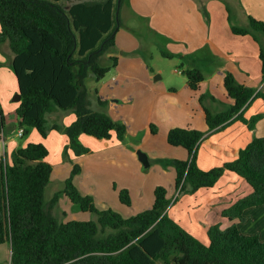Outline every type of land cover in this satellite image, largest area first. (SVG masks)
Segmentation results:
<instances>
[{
	"label": "trees",
	"instance_id": "obj_1",
	"mask_svg": "<svg viewBox=\"0 0 264 264\" xmlns=\"http://www.w3.org/2000/svg\"><path fill=\"white\" fill-rule=\"evenodd\" d=\"M126 2L0 0V44L7 43L13 55L10 68L21 96L17 127L23 130V137L34 129L46 138V117L70 112L75 116L73 123L63 126L54 122L50 129L67 136L75 156L89 153L79 141L81 135L106 141L114 133L118 141L124 140L127 127L92 108L85 82L91 74L98 83L116 68V57H108L106 65L101 61L115 49L120 10ZM231 31L251 36L258 44L262 88L240 85L226 73L223 87L232 104L212 113L204 105L207 96L200 95L207 130L174 128L168 132L167 142L188 155L185 161H173L174 201L213 187L225 172H230L244 180L252 193L221 216L243 223L248 210L264 206V137L254 138L232 162L206 171L197 165V151L206 134L233 121L254 130L261 119L257 115L246 120L243 110L255 98L264 101V22L248 17L246 26H231ZM160 54L168 59L175 57L164 49ZM181 74L192 91H197L204 80L198 67ZM97 103L106 105L100 99ZM4 122L0 108V129ZM48 155L44 144L29 143L12 152L9 162L0 157V245H10V264H264V241L257 235L241 234L235 224L222 231L210 227L207 244L200 242L169 217L171 199L160 186L154 189L150 210L125 219L111 209L97 211L93 199L78 191L74 177L80 169L75 165L64 188L46 203L45 191L52 173ZM60 196L67 197L80 211L95 214L96 219L60 223L53 213ZM119 201L130 206L127 190L119 192Z\"/></svg>",
	"mask_w": 264,
	"mask_h": 264
},
{
	"label": "crops",
	"instance_id": "obj_2",
	"mask_svg": "<svg viewBox=\"0 0 264 264\" xmlns=\"http://www.w3.org/2000/svg\"><path fill=\"white\" fill-rule=\"evenodd\" d=\"M248 17L264 22V0H127L120 10V21L123 20L125 26L127 22L130 27L118 29L115 48L121 53L135 54L139 46L136 45L134 32L140 28L146 34L154 35L165 45L164 50L180 61L181 68L174 72L176 77L180 79L181 72L187 68L198 67L204 75V80L197 91L189 89L187 80L182 76L184 81L180 89L169 85L166 91L163 88L162 93L168 98H171V95L176 98L165 106L174 107L178 114V117L174 118L173 128L205 132V114L203 107L197 102V96H207L204 105L212 113L220 112L232 104L223 87L226 73H230L240 85L257 90L262 88L258 44L251 36H238L231 31V26H246ZM12 58L8 44H0V108L4 117L5 106L11 97L19 93L16 78L10 68ZM131 59L123 64L128 72L134 66L135 58ZM141 64L145 71L142 77L147 81H151L156 73L160 75L156 79L163 78L161 70L149 72L148 66L145 67L143 62ZM113 70L116 81L125 73V70L120 68V62H117ZM169 92H172L171 95ZM56 115L58 117L60 114ZM257 115H261V119L256 123L254 130H249L247 125L240 121H233L217 132L206 134L197 151L198 167L206 171L232 162L237 158L239 151L254 138L264 137V101L260 98L253 99L243 110L246 120ZM56 119L58 118H54V122H60V117L57 121ZM74 121L75 118H71L70 123L62 122V125L69 126ZM18 129L17 127L14 131L8 127L5 117L3 128L0 129V155L8 162L16 149L29 143H40L36 130L32 129L26 137L19 138ZM11 133L18 139L25 138L24 142H16L15 138H10ZM62 138L63 136H58V140ZM66 141L68 144L67 136ZM45 146L47 148V145ZM185 156L187 159V152L183 149V154H180L177 160L185 161ZM48 157L49 155L46 161L49 163ZM251 193V188L244 180L233 173L225 172L211 188L199 189L193 195L179 197L177 201H174L177 195L173 197L168 215L200 242L207 244V231L210 227L221 226L224 230L231 224H248L252 213L258 210L261 212V221L264 219V206L248 210L245 213L247 221L243 223L237 220L229 221L221 216L224 210ZM195 217L196 223L193 221ZM0 255L4 258L2 261L0 259V264H10L9 244L0 245Z\"/></svg>",
	"mask_w": 264,
	"mask_h": 264
},
{
	"label": "rangeland",
	"instance_id": "obj_3",
	"mask_svg": "<svg viewBox=\"0 0 264 264\" xmlns=\"http://www.w3.org/2000/svg\"><path fill=\"white\" fill-rule=\"evenodd\" d=\"M122 27H130V25L126 22L125 26V22L121 20L120 28ZM136 31L134 36L139 49L135 54L121 53L115 48L101 61L102 65H106L109 62L108 57H116L120 62V68L125 70V73L116 81L114 70L111 69L98 83L94 81L91 74L85 82L92 108L107 114L114 122L127 127L124 140L118 141L114 133L111 139L106 141L82 135L79 141L89 153L75 156L68 147L66 135L50 129L54 118L60 117V123H70L71 118H75L70 112L60 114L58 117L56 114L46 117V138L43 139L37 133L40 143L47 145L48 161L52 167L50 183L45 191L46 203L54 193L64 188V183L75 165L79 167L80 172L74 177V185L82 195L93 199L97 211L111 209L127 219L151 209L156 187H163L171 201L177 195L174 187L176 173L173 161L183 154V149L174 148L167 142L168 132L174 129L173 121L178 114L174 107H165L176 98L171 95L172 92H169L171 98L163 96L162 90L164 88L166 91L169 85L180 89L184 77L181 76L179 79L174 75V72L181 68L178 59L161 56L160 50L165 47L162 42L140 28ZM131 58H135L134 66L128 72L123 64L132 60ZM142 62L145 63V67L148 66L149 72L161 70L163 78L156 79L160 76L156 73L154 75L156 77L153 76L151 81H147L142 77V74H145ZM15 96L11 97L5 106L6 124L14 131L17 129L16 108H18L17 102L12 100ZM97 99L106 102V105L99 106ZM197 102L200 104L199 96H197ZM9 136L15 138L16 142L23 143L25 139H18L13 133ZM58 136L63 138L58 140ZM138 152L147 156V167L140 162ZM121 190L128 191L130 206L120 203ZM53 213L60 223L86 222L96 219L95 214L80 211L65 196L59 197ZM193 219L196 223L197 218ZM261 219V212L258 210L252 213L248 224H235L241 234L257 235L261 241H264V219L262 221ZM217 228L220 231L223 230L221 226ZM2 257L0 255L1 261L4 259Z\"/></svg>",
	"mask_w": 264,
	"mask_h": 264
},
{
	"label": "water",
	"instance_id": "obj_4",
	"mask_svg": "<svg viewBox=\"0 0 264 264\" xmlns=\"http://www.w3.org/2000/svg\"><path fill=\"white\" fill-rule=\"evenodd\" d=\"M20 100H21V96L19 93H17L16 96L14 97V102H20ZM137 154L140 162H142V164L147 167L148 166L147 156L141 152H138Z\"/></svg>",
	"mask_w": 264,
	"mask_h": 264
},
{
	"label": "built area",
	"instance_id": "obj_5",
	"mask_svg": "<svg viewBox=\"0 0 264 264\" xmlns=\"http://www.w3.org/2000/svg\"><path fill=\"white\" fill-rule=\"evenodd\" d=\"M17 136H18L19 138H22V137H23V130H22V129H18V131H17ZM0 157H1V155H0Z\"/></svg>",
	"mask_w": 264,
	"mask_h": 264
}]
</instances>
